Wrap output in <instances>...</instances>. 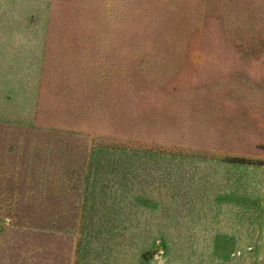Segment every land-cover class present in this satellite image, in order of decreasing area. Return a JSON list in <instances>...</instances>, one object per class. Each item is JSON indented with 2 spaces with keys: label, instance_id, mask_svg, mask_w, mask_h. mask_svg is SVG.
I'll list each match as a JSON object with an SVG mask.
<instances>
[{
  "label": "rangeland",
  "instance_id": "rangeland-1",
  "mask_svg": "<svg viewBox=\"0 0 264 264\" xmlns=\"http://www.w3.org/2000/svg\"><path fill=\"white\" fill-rule=\"evenodd\" d=\"M258 168L264 0H0V264H229Z\"/></svg>",
  "mask_w": 264,
  "mask_h": 264
},
{
  "label": "crops",
  "instance_id": "crops-1",
  "mask_svg": "<svg viewBox=\"0 0 264 264\" xmlns=\"http://www.w3.org/2000/svg\"><path fill=\"white\" fill-rule=\"evenodd\" d=\"M252 173L256 177L244 179L241 191H230L228 229L216 232L228 239L229 264H264V172Z\"/></svg>",
  "mask_w": 264,
  "mask_h": 264
}]
</instances>
